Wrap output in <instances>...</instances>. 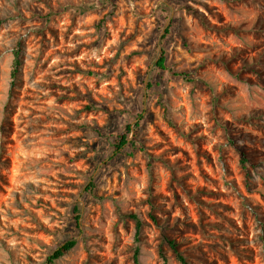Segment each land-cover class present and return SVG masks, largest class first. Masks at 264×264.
Wrapping results in <instances>:
<instances>
[{
	"label": "rangeland",
	"instance_id": "1",
	"mask_svg": "<svg viewBox=\"0 0 264 264\" xmlns=\"http://www.w3.org/2000/svg\"><path fill=\"white\" fill-rule=\"evenodd\" d=\"M69 239L52 264H264V0H0V264Z\"/></svg>",
	"mask_w": 264,
	"mask_h": 264
},
{
	"label": "trees",
	"instance_id": "2",
	"mask_svg": "<svg viewBox=\"0 0 264 264\" xmlns=\"http://www.w3.org/2000/svg\"><path fill=\"white\" fill-rule=\"evenodd\" d=\"M170 29H171V25H169V27L166 28L165 36L167 34H169ZM165 54H166V51L163 50L160 58L158 59V61L156 63V67L162 68V69H166L167 68L166 55ZM15 62H16V64L20 63L19 52H16ZM131 130H132L131 125H127L125 133L121 134L118 137L119 138L118 143L115 145L117 149H121L124 145H126L128 143L129 135H130ZM244 160H245V158H244ZM93 187H94V184L93 183L90 184V188H93ZM74 214H75V219L78 222L80 217H81V213H80V207L77 206V205L74 208ZM132 216L136 220V224H137L136 228H137V233H138L140 228H141V221L139 220L138 216H136V215H132ZM168 242L172 246V248L174 249L178 260L181 263H183V264H188L187 263L188 261H187L186 257L177 248L176 242L174 240H171V239H169ZM76 244H77V241L75 239H69L66 242H64L48 258V264L55 263L57 260H59L64 255H66L68 252H70L76 246ZM135 260L139 261V247H137L136 250H135Z\"/></svg>",
	"mask_w": 264,
	"mask_h": 264
}]
</instances>
